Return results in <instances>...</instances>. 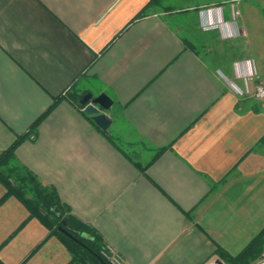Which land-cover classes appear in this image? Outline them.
Returning <instances> with one entry per match:
<instances>
[{
	"label": "crops",
	"instance_id": "1",
	"mask_svg": "<svg viewBox=\"0 0 264 264\" xmlns=\"http://www.w3.org/2000/svg\"><path fill=\"white\" fill-rule=\"evenodd\" d=\"M235 9L246 36L203 30ZM181 16L195 17L186 37ZM254 72L264 79L253 0H0V156L29 135L16 164L124 264H229L221 251L236 257L264 234V100L240 78ZM103 93L106 132L69 99ZM5 195L0 183V263L72 264ZM260 249L252 264L264 235Z\"/></svg>",
	"mask_w": 264,
	"mask_h": 264
},
{
	"label": "trees",
	"instance_id": "2",
	"mask_svg": "<svg viewBox=\"0 0 264 264\" xmlns=\"http://www.w3.org/2000/svg\"><path fill=\"white\" fill-rule=\"evenodd\" d=\"M70 97L69 99L73 100L78 108L84 109V106L80 104L84 96L76 99ZM62 99L56 98L46 115L52 112ZM84 115L95 125L91 117L85 113ZM40 121L34 125L32 133L36 131ZM28 137L29 135H25L17 138L15 143L0 156V183L6 189L3 201L11 197L18 199L29 211V218L38 219L50 231V236L56 237L69 250L72 255V264H108L101 255L106 246L103 238L71 215V210L63 204L54 188L43 185L27 168L16 164L17 149ZM260 143L264 144V137ZM66 226L79 232V234L72 233L78 241L62 232L61 228L64 229ZM263 235L258 236L236 257L222 251L220 255L222 254L229 264H252L254 260L261 257L260 246Z\"/></svg>",
	"mask_w": 264,
	"mask_h": 264
},
{
	"label": "built area",
	"instance_id": "3",
	"mask_svg": "<svg viewBox=\"0 0 264 264\" xmlns=\"http://www.w3.org/2000/svg\"><path fill=\"white\" fill-rule=\"evenodd\" d=\"M241 17V12L239 10H234L232 14V19L230 22H214V23H205L203 24V30L210 31H219L223 40H233L240 37L246 36L245 30L239 31L238 29V20ZM238 67L240 64H236ZM241 79L244 80L246 84L252 81H256V89L254 97L257 100H264V83L261 81L259 75L256 72L250 75H241ZM228 86L237 94L243 95L244 92L231 80L227 79ZM248 93V92H247ZM102 257L107 261L108 264H124V259L118 252H116L112 247L106 245L101 253ZM219 260L213 259L210 260L207 264H219ZM264 264V262H263Z\"/></svg>",
	"mask_w": 264,
	"mask_h": 264
},
{
	"label": "water",
	"instance_id": "4",
	"mask_svg": "<svg viewBox=\"0 0 264 264\" xmlns=\"http://www.w3.org/2000/svg\"><path fill=\"white\" fill-rule=\"evenodd\" d=\"M80 104L84 106V113L91 117V120L101 131L106 132L110 129L112 125V119L110 116L104 113V111H109L113 107L114 102L106 93H103L96 98H93L92 94H88L83 97ZM61 230L71 239L78 241L72 234H79L78 231H75L69 226H66L64 229L61 228ZM84 237L87 238L86 236ZM219 264L223 263L219 262Z\"/></svg>",
	"mask_w": 264,
	"mask_h": 264
},
{
	"label": "rangeland",
	"instance_id": "5",
	"mask_svg": "<svg viewBox=\"0 0 264 264\" xmlns=\"http://www.w3.org/2000/svg\"><path fill=\"white\" fill-rule=\"evenodd\" d=\"M246 3H245V1H243L242 3H241V7L244 9V6H246L245 5ZM253 4H258L259 6H261V5H264V0H253ZM191 19H195V17L194 16H181V17H178V18H176V19H174V20H172V21H174V22H183L184 24H185V27H184V29H183V35L186 37L188 34H187V29H189V27L191 26V24H193L194 23V21L192 20L191 21ZM261 81L264 83V79H263V77L261 78Z\"/></svg>",
	"mask_w": 264,
	"mask_h": 264
}]
</instances>
